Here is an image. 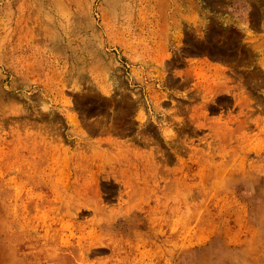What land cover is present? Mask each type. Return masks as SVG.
Listing matches in <instances>:
<instances>
[{
    "label": "rangeland",
    "instance_id": "obj_1",
    "mask_svg": "<svg viewBox=\"0 0 264 264\" xmlns=\"http://www.w3.org/2000/svg\"><path fill=\"white\" fill-rule=\"evenodd\" d=\"M0 21V264H116L91 242L128 211L121 264H264V0H0ZM151 151L160 201L121 183Z\"/></svg>",
    "mask_w": 264,
    "mask_h": 264
},
{
    "label": "bare ground",
    "instance_id": "obj_2",
    "mask_svg": "<svg viewBox=\"0 0 264 264\" xmlns=\"http://www.w3.org/2000/svg\"><path fill=\"white\" fill-rule=\"evenodd\" d=\"M19 18H20L19 20H21V17H19ZM0 25H2L1 21H0ZM202 126H203V124H202ZM134 155H135L134 156L135 162L132 159L133 156L132 157L130 156V158H128V160H129L128 163H129V166L131 167V169L130 168L129 169L131 170V172H128V174L127 173L124 174L125 180L124 179H123V181L121 180L122 181L121 183L125 187L128 186L127 184H129V183H131V184L133 183L134 188L137 189V194H139L141 196V198H143V199L145 198L146 200H149V201H160V200L169 198L171 193L170 192L167 193V191H169L168 187H164V186L162 187V186L157 185L159 182L158 181V179H159L158 174L159 173L157 171L154 172L149 168V167H152V165L154 163L153 152L151 151L147 155L144 153H137ZM121 183H118V184H121ZM155 189H157V190L161 189L164 191L162 192L160 190L161 191L160 195H153L154 194L153 190H155ZM170 189H172V187ZM180 191H182V190H180ZM139 195H137V197ZM134 213H136V216H137L138 212H136V211H128L126 214H123V215L118 213L116 216H113L110 221H108L109 223H107V225H104L105 232H100L99 235H97V234L93 235L94 241L91 242V246H94V245L105 246V245H107V246L112 248L113 254H112L109 262L113 261V262H118L116 264H121L123 261V256H124V253L121 252V250L123 251V243L109 239V238H112V236H110L109 233H111L113 235H117L116 233H122L123 234L126 231L129 232L128 229H130L133 226L131 224L133 221L132 216ZM139 215H142V213ZM101 226H103V225H101ZM179 228L181 230L179 232L181 233L183 231V225L180 224ZM115 229H117V231H115ZM95 232H99V231L96 230ZM103 233H105V234H103ZM166 250H168V248H166ZM120 252H121V254H120ZM183 256H184L183 251L178 250L177 259L179 260V262L182 261Z\"/></svg>",
    "mask_w": 264,
    "mask_h": 264
},
{
    "label": "crops",
    "instance_id": "obj_3",
    "mask_svg": "<svg viewBox=\"0 0 264 264\" xmlns=\"http://www.w3.org/2000/svg\"><path fill=\"white\" fill-rule=\"evenodd\" d=\"M205 57H207V56L204 55V56L199 57V61H201V62H206ZM203 65H204V64H203ZM206 67H209V66H208V65H205V68H206Z\"/></svg>",
    "mask_w": 264,
    "mask_h": 264
}]
</instances>
